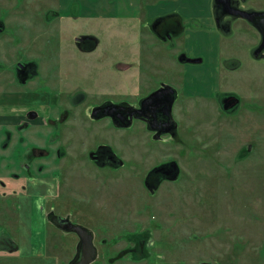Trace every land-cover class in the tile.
Segmentation results:
<instances>
[{"label":"rangeland","instance_id":"374dc122","mask_svg":"<svg viewBox=\"0 0 264 264\" xmlns=\"http://www.w3.org/2000/svg\"><path fill=\"white\" fill-rule=\"evenodd\" d=\"M34 1L19 0L18 4L0 0V19L5 23L0 31L5 44L3 50L0 47V85L7 90H31L8 82L14 62L35 59L45 70L52 64V70L53 65L60 66L57 60L52 62L57 58L54 53L76 52L73 37L87 31L99 42L92 53L95 63L87 56L85 67L97 70L98 77L92 75L84 85L88 83V89L97 85L109 96L134 89V70L128 66L135 60L131 55L136 47L132 23L144 21L142 14L129 16L136 0H41L36 4L40 8ZM194 4L200 2L195 0ZM58 9L59 19L54 18ZM57 20L61 21L60 29L52 33L48 28L58 24ZM112 21L118 30L111 28ZM29 50L34 54L21 53ZM64 59V71L73 68L74 64ZM262 65L261 116L252 118L250 110H243V119L221 117L212 122L214 115L201 105L195 115L202 122L190 114L181 124L183 133L178 139H168L156 147L152 144L151 151L145 147L146 136L138 126L117 130L105 118L99 122L100 140L121 154L125 163L118 169H72L64 176L44 173L45 177H39L44 185L37 183L38 178L29 182L20 165L26 158L24 146L32 141H16L17 133H34L39 128L34 126L36 122L26 119L16 130L13 125L21 116L0 118V264L66 263L71 252L65 248L67 240L62 241L60 233L59 238L54 237L55 231L45 221L46 213L52 210L80 212L79 222L109 239L108 244L120 235L143 231L137 238L145 241L149 256L134 264H264V62ZM71 74L68 71L69 89ZM234 76L230 74L229 80ZM242 76L243 89L251 95L250 86L255 88L257 80L251 82L248 73ZM49 88L50 82L43 87L48 92ZM3 95L1 102L9 96ZM86 101L90 102V93ZM29 107L18 109L25 112ZM30 110L40 113L38 121L50 115L40 106ZM170 160L179 166L178 178L164 181L159 191L151 194L144 176L154 164ZM45 232L49 242L42 247ZM123 263L129 264L125 257L115 264Z\"/></svg>","mask_w":264,"mask_h":264},{"label":"flooded vegetation","instance_id":"af4514ba","mask_svg":"<svg viewBox=\"0 0 264 264\" xmlns=\"http://www.w3.org/2000/svg\"><path fill=\"white\" fill-rule=\"evenodd\" d=\"M136 1L133 15L129 16L142 14L144 21L132 23L136 30L133 35L136 47L131 53L135 60L128 65L134 70L135 87L132 91L109 96L103 95L97 85H92L91 89H88V83L84 85L92 75L98 77L97 70L85 67L87 56L95 63L92 53L99 42L94 34L87 31L73 37L76 52L54 53L57 58L52 62L57 60L60 66L53 65L52 70V64L45 70L34 62L35 59L14 62L12 71L8 73V82L31 88L13 89L20 94L17 99L23 100L24 106H40L50 113L38 121L40 113L28 111L29 107L13 125L18 130L19 123L27 119L34 120V126L39 127L31 135L17 133L16 137L17 142L32 141L31 145L24 146L26 158L20 163L29 182L38 178L37 183L44 185L39 178L45 177L44 173L54 176L58 172L64 176L72 169L90 166L120 168L125 158L109 143L100 140L99 122L105 118L109 120L107 124L117 130L138 126L146 136L145 147L151 151L152 144L156 147L157 143L178 139L181 131L183 133L182 122L190 114L198 116L195 112L202 109L199 108L201 105L209 110L210 116L214 115L210 117L212 122L221 117L240 120L243 110H250L252 118L261 116L264 0H198V6L194 4L195 0ZM159 2L163 4L159 6ZM17 3L21 4L19 0ZM34 3L36 7L41 0ZM154 7L159 10H154ZM36 8H40L39 5ZM54 18H62L59 9L54 12ZM0 21L3 30L5 23ZM57 22L48 28L52 33L60 29L61 21ZM112 22L111 28L118 30L119 26ZM23 32L21 30L20 34ZM16 44L18 46V42ZM1 45L3 50L4 41ZM21 53L26 56L34 54L30 50ZM1 57L6 61L9 58ZM63 58L74 64L73 68L64 71ZM68 71L72 72L70 89L67 86ZM233 73L236 76L232 81L229 76ZM243 73L252 75L251 82L257 80L255 88L250 86L251 95L243 89ZM49 82L48 92L43 87ZM2 89H5L4 85ZM89 93L90 102L86 101ZM200 119L196 117L197 122H202ZM174 123L175 128L171 129ZM9 137H12L11 130L7 131ZM175 171L172 160L160 161L148 169L144 185L154 194L164 181H174L170 176ZM31 172L39 175H28ZM14 174L19 178L18 173ZM79 220L80 212L52 210L46 213L45 221L55 231L54 237L59 238L57 233H60L62 241L67 240L65 248L71 250L65 264L87 254V244L72 229V224H81ZM142 232L120 235L119 240L114 239L109 244V239L93 232L91 241L96 257L89 264L95 261H99L98 264H115L124 257L126 262L134 264L148 258L145 241L137 238ZM42 242V247L49 242L46 232ZM118 243L122 244L116 246Z\"/></svg>","mask_w":264,"mask_h":264},{"label":"water","instance_id":"95a60500","mask_svg":"<svg viewBox=\"0 0 264 264\" xmlns=\"http://www.w3.org/2000/svg\"><path fill=\"white\" fill-rule=\"evenodd\" d=\"M1 30H2V25L0 24V31ZM174 128H175V123L171 129H174ZM173 163H174L176 171H175L173 176H170V179L175 180L179 174V166L175 161H173ZM72 229L75 230L79 234L82 242L87 244V247H86L87 254L81 256V258L74 259V261L71 264H89V263H91L96 257L95 247L91 241L93 232L89 228H87L81 224H72ZM200 264H211V263L202 262Z\"/></svg>","mask_w":264,"mask_h":264},{"label":"crops","instance_id":"0c3cea01","mask_svg":"<svg viewBox=\"0 0 264 264\" xmlns=\"http://www.w3.org/2000/svg\"><path fill=\"white\" fill-rule=\"evenodd\" d=\"M15 2L17 3V0H15ZM27 12H28V10L24 11V13H27ZM27 20H28L27 22L30 23L31 19H27ZM2 43H3V40L0 39V47H1ZM3 94H6V96L8 94L9 96H7V98H6L7 101H5V102L4 101H2V102L0 101V118L7 119V118H13V117L21 116L23 114V111L19 110L18 107H25L24 106L25 104L23 103V100L22 101H19V99H17V100H9L11 97L14 98V96L16 98H18V96L20 95L19 92H17L16 90L2 89V85H0V98H2V96H4ZM22 96H24V95H22ZM3 106H6V108H8V110H6V108H4Z\"/></svg>","mask_w":264,"mask_h":264}]
</instances>
